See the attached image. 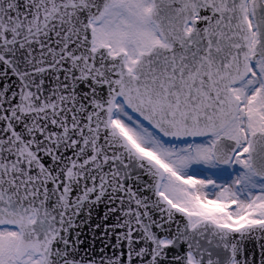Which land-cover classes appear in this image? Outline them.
Returning a JSON list of instances; mask_svg holds the SVG:
<instances>
[{
    "label": "snow or ice",
    "instance_id": "1",
    "mask_svg": "<svg viewBox=\"0 0 264 264\" xmlns=\"http://www.w3.org/2000/svg\"><path fill=\"white\" fill-rule=\"evenodd\" d=\"M0 264H264V0H0Z\"/></svg>",
    "mask_w": 264,
    "mask_h": 264
}]
</instances>
